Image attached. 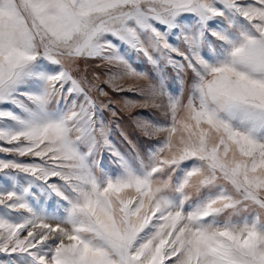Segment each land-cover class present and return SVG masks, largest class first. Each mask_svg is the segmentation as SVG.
<instances>
[{"label": "snow or ice", "instance_id": "obj_1", "mask_svg": "<svg viewBox=\"0 0 264 264\" xmlns=\"http://www.w3.org/2000/svg\"><path fill=\"white\" fill-rule=\"evenodd\" d=\"M0 264H264V0H0Z\"/></svg>", "mask_w": 264, "mask_h": 264}, {"label": "rangeland", "instance_id": "obj_2", "mask_svg": "<svg viewBox=\"0 0 264 264\" xmlns=\"http://www.w3.org/2000/svg\"><path fill=\"white\" fill-rule=\"evenodd\" d=\"M97 65H100L99 61L90 63L89 67L91 69H95ZM134 66L139 67L140 69H146V64L139 59H136V63L134 64ZM99 75H100V80L98 81V83L103 85L104 81L107 78V73H105L102 70V65H101V71L99 72ZM120 83L125 88V92L123 94L115 95L110 92V95L112 96L113 100L116 102V107L118 109V119L114 121V124L118 125V127H114L113 129V140L118 146L126 147L123 137L121 136V131L127 134H131L134 131V122H135L136 115L140 113V108L138 106L132 107L130 109L124 106L125 100H139L140 99L139 96L131 94L130 92L127 91V89L129 86L143 88L145 87L146 82L139 81V80H133L130 78H125L121 80ZM106 90H107V87H106ZM109 119H111V117H109ZM103 160H104V164L108 165L110 158L107 156V154H105L103 157Z\"/></svg>", "mask_w": 264, "mask_h": 264}]
</instances>
